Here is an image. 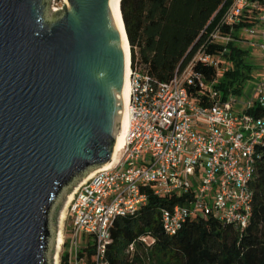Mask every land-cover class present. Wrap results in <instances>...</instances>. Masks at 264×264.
Returning <instances> with one entry per match:
<instances>
[{
	"label": "water",
	"instance_id": "1",
	"mask_svg": "<svg viewBox=\"0 0 264 264\" xmlns=\"http://www.w3.org/2000/svg\"><path fill=\"white\" fill-rule=\"evenodd\" d=\"M50 3L0 0V264H50L55 204L110 166L124 124L128 69L111 0Z\"/></svg>",
	"mask_w": 264,
	"mask_h": 264
},
{
	"label": "built area",
	"instance_id": "2",
	"mask_svg": "<svg viewBox=\"0 0 264 264\" xmlns=\"http://www.w3.org/2000/svg\"><path fill=\"white\" fill-rule=\"evenodd\" d=\"M212 21L202 46L168 82L154 81L131 65V119L125 144L115 164L82 181L68 203L74 234L69 264H85L78 259L80 233L93 238L94 264H111L107 253L114 222L136 215L147 204L146 188L158 196H189L186 205L162 212V225L170 236L195 216L214 217L240 229L250 224L257 147L264 142V116L249 113L264 107V0H225ZM256 26L262 27L261 33ZM244 43L261 49L262 76L246 102L233 94L224 99L216 85L222 69L231 65L226 54L230 45L242 48ZM212 47L218 53H208ZM199 64L216 69L218 78L197 71ZM190 86L200 89L206 103L194 100ZM62 238L61 249L68 244L65 225ZM141 240L155 243L150 237ZM133 249L131 245L128 252Z\"/></svg>",
	"mask_w": 264,
	"mask_h": 264
},
{
	"label": "trees",
	"instance_id": "3",
	"mask_svg": "<svg viewBox=\"0 0 264 264\" xmlns=\"http://www.w3.org/2000/svg\"><path fill=\"white\" fill-rule=\"evenodd\" d=\"M225 0H122L121 12L131 49V65L154 81L168 82L180 65L188 64L212 31L214 14ZM247 24V23H244ZM214 47L208 53H218ZM246 51L230 45L226 58L232 66L224 68L216 88L224 99L241 95L244 81L252 69L245 60ZM196 70L209 79L218 78L217 70L197 65ZM198 103L202 94L198 87H189ZM250 114L264 116V107L250 109ZM251 183L253 201L250 224L245 229L226 224L214 217L195 216L173 236L162 225V212L176 205H186L185 195H155L150 188L148 202L136 215L117 217L112 228V244L107 259L111 264H264V142L257 147ZM150 237L154 244L142 242ZM67 245V243H66ZM134 245L133 251H129ZM78 259L94 264L92 243L81 249ZM60 264H69V254L63 253Z\"/></svg>",
	"mask_w": 264,
	"mask_h": 264
},
{
	"label": "rangeland",
	"instance_id": "4",
	"mask_svg": "<svg viewBox=\"0 0 264 264\" xmlns=\"http://www.w3.org/2000/svg\"><path fill=\"white\" fill-rule=\"evenodd\" d=\"M66 6V0H51V3L49 5V8L51 11L54 12H61L65 9ZM254 30L257 32V34L262 32V27L256 26L254 27ZM248 39H250L253 42H259V37L255 36H249ZM242 48L246 51L245 60L248 64L251 65L252 69L250 71V75L248 78L244 81L243 91L241 95H238V101L246 102L248 100V97L252 95L254 92V86H256L258 80H260L262 76L261 72V66H262V51L259 47L251 46L250 43H244L242 44ZM232 66V65H230ZM245 105L242 108V111L245 110ZM100 169V167H95L89 169L86 173H84L82 176L78 177L71 185L67 186L63 192L61 193L57 203L55 204V207L51 213V226H52V233L53 237L51 238V251L49 253L50 257V264H56L55 258L58 256V264L61 263V256L63 253H69L71 249V243L73 240V216L69 215L68 212V203H69V196L72 194L74 190L79 186V184L87 179L89 177L90 173H95ZM65 211L66 212V222L64 220V223L62 227L65 225V231H66V238L68 244L63 247L60 251L57 250L56 245V236L60 231V216L61 213ZM90 243H93V238L85 233H80L78 236V245L81 249H84L86 246H88Z\"/></svg>",
	"mask_w": 264,
	"mask_h": 264
},
{
	"label": "bare ground",
	"instance_id": "5",
	"mask_svg": "<svg viewBox=\"0 0 264 264\" xmlns=\"http://www.w3.org/2000/svg\"><path fill=\"white\" fill-rule=\"evenodd\" d=\"M121 1L122 0H111V7H112V11L115 17V20L117 22V25L121 31L122 37H123V43H124V48H125V54H126V62H127V86H126V101H125V106H124V124H123V128H122V132H121V136L120 139L118 141V148H117V152L115 155V158L113 159L112 163L110 164V166L104 165L101 168H109L111 166H113L117 160V156H118V152L122 149V147L125 144L126 141V135H127V131L129 128V124H130V119H131V111H130V107H129V102H130V95H131V81H130V73H131V49H130V44L128 43V40L126 38V33L124 30V26H123V22H122V12H121ZM94 173H90L89 177H91ZM88 177V178H89ZM72 194L69 196V201L72 199ZM66 218V212L63 211L61 213L60 216V231L56 236V245H57V250L60 251L61 250V244L63 241L62 238V225L64 223V220ZM56 260V264H58V256L55 258Z\"/></svg>",
	"mask_w": 264,
	"mask_h": 264
}]
</instances>
